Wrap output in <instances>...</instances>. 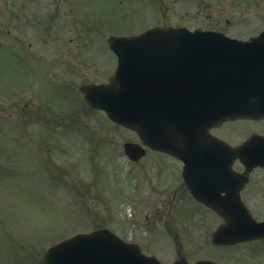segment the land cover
<instances>
[{
  "label": "rangeland",
  "instance_id": "rangeland-1",
  "mask_svg": "<svg viewBox=\"0 0 264 264\" xmlns=\"http://www.w3.org/2000/svg\"><path fill=\"white\" fill-rule=\"evenodd\" d=\"M163 22L247 39L264 28V0H0V264H42L49 245L76 232L107 227L127 233L125 212L136 179L118 150L133 134L90 110L76 87L113 73L104 36ZM13 37L21 40L18 54L11 50ZM62 43L60 55L51 54ZM234 126L238 134L231 136ZM219 130L238 144L264 134V120ZM252 178L246 196L254 197L262 217L264 169ZM145 215L142 208L135 218L143 251L162 261L177 258L163 227L142 234ZM185 217L175 218L176 230L180 254L190 262L254 257L264 264V242L215 247L210 236L220 219L193 206Z\"/></svg>",
  "mask_w": 264,
  "mask_h": 264
},
{
  "label": "water",
  "instance_id": "water-1",
  "mask_svg": "<svg viewBox=\"0 0 264 264\" xmlns=\"http://www.w3.org/2000/svg\"><path fill=\"white\" fill-rule=\"evenodd\" d=\"M109 43L119 57L111 83L85 85L80 90L92 106L103 108L113 121L135 129L140 135L148 129L147 125L151 127L155 107L152 100L167 96L161 89L171 88L169 77L176 80L172 89L176 90L178 106L187 99L177 91V82L192 73L202 72L209 85L202 88L201 104L183 105L188 116H202L207 127L226 119L264 116V31L241 41L219 32L154 27L134 36H111ZM212 138L204 143L206 152L211 148L220 151L222 146L221 151L238 153L241 160L264 163V149L248 151L256 144V138L234 149ZM247 152V158H243ZM224 217L228 220V216ZM253 226L252 234L264 235V222ZM236 234L220 228L213 240L233 241ZM42 259L44 264H162L107 230L71 236L50 246ZM172 264L187 263L179 260Z\"/></svg>",
  "mask_w": 264,
  "mask_h": 264
},
{
  "label": "flooded vegetation",
  "instance_id": "flooded-vegetation-1",
  "mask_svg": "<svg viewBox=\"0 0 264 264\" xmlns=\"http://www.w3.org/2000/svg\"><path fill=\"white\" fill-rule=\"evenodd\" d=\"M13 38L14 39H12V42H14V44L12 45L13 48L11 50L18 54L20 52V48L15 46V43H20L21 40L17 37ZM22 44L25 46H31V43H26L25 40ZM61 50L62 49L52 50L51 54L60 55ZM64 50H68L69 52L71 49L66 48ZM57 57L59 56L52 58L51 63H56ZM112 58L113 56L111 51L108 50V59L112 60ZM113 61L115 63L114 58ZM58 65H62V62ZM67 70H69V68H67ZM62 82L64 83V81ZM89 82L91 81L84 83ZM103 82L106 81L98 83ZM66 84L70 85V83L67 81ZM90 110L94 111V109ZM237 121L238 120L225 122L219 126L213 127L211 129V133L219 138L224 139L221 134V130L219 129H221L224 125L237 123ZM236 128L237 126L230 128L231 136L234 131L237 133ZM130 132L133 134V138L131 140H126L125 142H135L138 145L131 149H126L124 147V142L119 155L126 159L128 163L127 168H130L128 172L129 176L132 175L131 178L136 179L135 186L133 187L130 195L131 198L133 196V203L131 204V211L133 212L132 217H134L133 220L136 221L135 218L137 213L142 208H144L146 211V219L144 221L143 226L145 228H143L142 234H146L148 236L149 230L155 229L159 226L163 227L165 232H168L171 235L172 241L177 247V254L180 255L182 242L179 239V231L176 230L177 221L175 218L177 216L186 218L185 216L189 213L191 206L202 209V212L205 213L208 218L216 217L217 214L213 210L205 207L199 202V197H197L194 192H200V194L206 195L208 192H214L218 188L213 185H202V171L200 170L192 169L184 173V161L176 153H170L162 149L151 148L143 142L142 138L137 133H134L133 131ZM171 135L173 145L177 146L178 148H182L184 144L183 134L180 131L174 129ZM227 141L229 142V140ZM229 143L232 145L237 144L232 142ZM177 151L182 152L183 150ZM228 165L232 174L241 172L245 173L246 181L242 185L237 186L235 189L238 190L240 198L248 205L247 202L251 201V199H254V197L250 198V196H246V191H249L251 182L253 180L252 172L256 168L264 167L257 166L248 171H244V164L238 158L229 161ZM131 170H134V172ZM188 182L191 184L190 186L188 185ZM226 189H221L219 195H223ZM221 222L222 220L218 222L216 227ZM205 227L207 226L205 225ZM121 236L126 240L138 243L142 248L141 242H138L139 234L137 233L134 226L128 228L127 233H121ZM212 260L219 264H262L261 262H258V260H260L259 258L254 257H222Z\"/></svg>",
  "mask_w": 264,
  "mask_h": 264
}]
</instances>
